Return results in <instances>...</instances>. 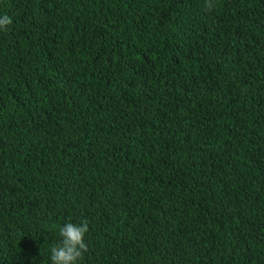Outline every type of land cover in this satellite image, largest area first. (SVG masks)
<instances>
[{
	"label": "trees",
	"instance_id": "1",
	"mask_svg": "<svg viewBox=\"0 0 264 264\" xmlns=\"http://www.w3.org/2000/svg\"><path fill=\"white\" fill-rule=\"evenodd\" d=\"M0 0V264H264V0Z\"/></svg>",
	"mask_w": 264,
	"mask_h": 264
},
{
	"label": "clouds",
	"instance_id": "2",
	"mask_svg": "<svg viewBox=\"0 0 264 264\" xmlns=\"http://www.w3.org/2000/svg\"><path fill=\"white\" fill-rule=\"evenodd\" d=\"M215 0H205L203 8L211 12L215 9ZM13 23L12 18L5 14H0V31H7L8 26ZM89 232V223L84 220L80 224L67 222L60 227L61 240L52 245L50 249V259L52 264H78V261L87 251L88 245L85 242V235Z\"/></svg>",
	"mask_w": 264,
	"mask_h": 264
}]
</instances>
